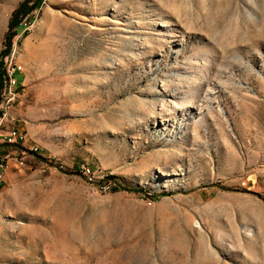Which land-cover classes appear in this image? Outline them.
Returning a JSON list of instances; mask_svg holds the SVG:
<instances>
[{
  "label": "rangeland",
  "instance_id": "1",
  "mask_svg": "<svg viewBox=\"0 0 264 264\" xmlns=\"http://www.w3.org/2000/svg\"><path fill=\"white\" fill-rule=\"evenodd\" d=\"M29 1L0 264H264V0Z\"/></svg>",
  "mask_w": 264,
  "mask_h": 264
},
{
  "label": "built area",
  "instance_id": "2",
  "mask_svg": "<svg viewBox=\"0 0 264 264\" xmlns=\"http://www.w3.org/2000/svg\"><path fill=\"white\" fill-rule=\"evenodd\" d=\"M24 24L26 23L24 22ZM2 62H7V54L4 55ZM9 68H15V75H8V71H3L2 87L0 90V145L21 146L23 149H27L32 153H37L39 146L36 143L26 145L28 139L24 129L7 125L11 106L8 105V94H16V99L18 98L19 81L16 77V73L22 70V65H9ZM8 77H15V85H8ZM5 169V158H0V181L3 179ZM80 171L89 182L94 181L93 172L88 166L81 165ZM109 188V183L104 184V191Z\"/></svg>",
  "mask_w": 264,
  "mask_h": 264
},
{
  "label": "trees",
  "instance_id": "3",
  "mask_svg": "<svg viewBox=\"0 0 264 264\" xmlns=\"http://www.w3.org/2000/svg\"><path fill=\"white\" fill-rule=\"evenodd\" d=\"M29 0H22L18 6L12 11L9 21H8V26H7V31L5 33V40H4V49L0 53V90L2 87V76H3V69L2 67V58L4 55L8 54L11 50V46L13 43V38L17 34V25L19 23V19L22 18L23 16L29 14L35 7L36 3L33 2L29 4Z\"/></svg>",
  "mask_w": 264,
  "mask_h": 264
},
{
  "label": "bare ground",
  "instance_id": "4",
  "mask_svg": "<svg viewBox=\"0 0 264 264\" xmlns=\"http://www.w3.org/2000/svg\"><path fill=\"white\" fill-rule=\"evenodd\" d=\"M6 63V62H4ZM5 71H8V75H11L10 68L8 67ZM8 85H15V77H8ZM16 96V94H15ZM14 98V94H8V102ZM104 188V187H103Z\"/></svg>",
  "mask_w": 264,
  "mask_h": 264
},
{
  "label": "crops",
  "instance_id": "5",
  "mask_svg": "<svg viewBox=\"0 0 264 264\" xmlns=\"http://www.w3.org/2000/svg\"><path fill=\"white\" fill-rule=\"evenodd\" d=\"M20 83V82H19Z\"/></svg>",
  "mask_w": 264,
  "mask_h": 264
}]
</instances>
